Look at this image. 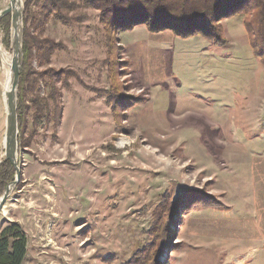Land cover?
Here are the masks:
<instances>
[{
    "label": "rangeland",
    "instance_id": "obj_1",
    "mask_svg": "<svg viewBox=\"0 0 264 264\" xmlns=\"http://www.w3.org/2000/svg\"><path fill=\"white\" fill-rule=\"evenodd\" d=\"M40 6L31 1L29 15ZM60 13L34 29L59 45L44 67L32 65L69 71L68 86L56 82L59 109L49 99L36 126L32 97H46L49 83L26 87L13 148L21 176L0 212V228L22 219V264H124L150 243L157 208L170 239L149 264H264V62L243 16L220 20L221 45L145 24L122 29L109 67L98 11L61 0ZM2 47L0 163L3 60L13 55ZM107 95L118 96L115 108Z\"/></svg>",
    "mask_w": 264,
    "mask_h": 264
},
{
    "label": "trees",
    "instance_id": "obj_2",
    "mask_svg": "<svg viewBox=\"0 0 264 264\" xmlns=\"http://www.w3.org/2000/svg\"><path fill=\"white\" fill-rule=\"evenodd\" d=\"M31 1L41 2L37 18L32 13L29 15ZM82 3L99 13V22L108 44V56L111 57H108L109 67L114 63L111 38L122 29L145 24L152 32L171 30L181 37L201 35L221 45L225 44V38L219 22L236 14L243 16V24L254 53L264 62V0H82ZM60 8L61 0H18L16 8L0 19V28L3 31L2 45L8 50L11 49L13 54L17 52L18 57L19 80L15 92L18 125L21 129L24 126V92L27 86L32 88L45 78L49 83L50 89L46 97L40 96L39 92L32 97L35 126L49 117V99L54 102L53 108L59 109L56 98L60 97V91L56 89V82H60L63 87L68 86L67 78L71 74L69 71L54 70L52 67L35 70L32 65L35 61L38 67H44L50 62L52 51L59 45L40 33L35 34L34 29L40 28L42 31L44 22L50 16L61 18ZM29 18L31 19L28 22ZM112 77L114 79L113 75ZM107 96L108 103L115 108L118 96L114 95L115 99ZM13 176L12 164L3 160L0 163V195ZM157 209L149 229L152 236L150 243L124 264L156 262L157 254H161L167 246L170 228L161 222L162 217L157 215ZM165 209L164 207L162 212H165ZM26 252L25 232L17 222H8L0 229V264H22Z\"/></svg>",
    "mask_w": 264,
    "mask_h": 264
},
{
    "label": "water",
    "instance_id": "obj_3",
    "mask_svg": "<svg viewBox=\"0 0 264 264\" xmlns=\"http://www.w3.org/2000/svg\"><path fill=\"white\" fill-rule=\"evenodd\" d=\"M18 4V0H10V4L8 7L2 9L0 11V19L5 16L6 14L13 11ZM5 51L0 45V56L3 58ZM10 72H11V83L4 94L5 104H6V112L8 116V124L6 135L4 139V155L5 160L10 161L15 169V176L12 182H10L2 192L0 196V212L9 197L10 190L15 186V184L19 181L21 176V169L20 166L17 164L14 155V144L17 141L18 137V122H17V110H16V103H15V91L19 80V65H18V57L17 52L10 56Z\"/></svg>",
    "mask_w": 264,
    "mask_h": 264
},
{
    "label": "bare ground",
    "instance_id": "obj_4",
    "mask_svg": "<svg viewBox=\"0 0 264 264\" xmlns=\"http://www.w3.org/2000/svg\"><path fill=\"white\" fill-rule=\"evenodd\" d=\"M4 63H6L7 65H9L10 63L7 61V60H3ZM11 83V75L10 74H7L4 78V81L2 82V86H3V89H4V94L6 92V90L8 89L9 85Z\"/></svg>",
    "mask_w": 264,
    "mask_h": 264
},
{
    "label": "crops",
    "instance_id": "obj_5",
    "mask_svg": "<svg viewBox=\"0 0 264 264\" xmlns=\"http://www.w3.org/2000/svg\"><path fill=\"white\" fill-rule=\"evenodd\" d=\"M13 210H14V209L12 208V209H11V212H12ZM3 213L6 215V214H7V211L4 209V210H3ZM10 216H11V215H10ZM11 218H12V219L9 220V221H15V222H18L19 224L22 222V219H21V218H14V217H12V216H11ZM1 228H2V227H1ZM1 228H0V229H1ZM25 257H26V256H25ZM24 260H25V259H24Z\"/></svg>",
    "mask_w": 264,
    "mask_h": 264
},
{
    "label": "built area",
    "instance_id": "obj_6",
    "mask_svg": "<svg viewBox=\"0 0 264 264\" xmlns=\"http://www.w3.org/2000/svg\"><path fill=\"white\" fill-rule=\"evenodd\" d=\"M1 11V10H0ZM0 33H1V29H0ZM0 45H2V43H1V34H0Z\"/></svg>",
    "mask_w": 264,
    "mask_h": 264
}]
</instances>
